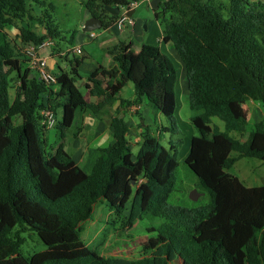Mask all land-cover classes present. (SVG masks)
Instances as JSON below:
<instances>
[{
  "label": "trees",
  "instance_id": "16d2710c",
  "mask_svg": "<svg viewBox=\"0 0 264 264\" xmlns=\"http://www.w3.org/2000/svg\"><path fill=\"white\" fill-rule=\"evenodd\" d=\"M131 1L137 0L82 4L107 29L116 15L104 5ZM30 3L45 5L44 0H0V264H264V184L246 186L228 171L243 157L264 162V120L255 122L244 140L237 136L246 132L247 101L260 103L264 111V2L160 0V10L154 11L161 41L183 65L190 122L197 131L184 163L209 202L195 207L169 202L178 167L174 142L168 139L169 145H163L162 129L154 135L137 114L141 132L133 156L122 114L144 99L166 118V129L180 133L171 60L156 45L143 43L134 52L119 43L110 52L116 66L98 65L83 82L95 99L88 101L76 83L85 56L69 60L70 70L58 66L53 83L31 76L21 46H38L58 31L46 10L34 19ZM26 15V28L14 26L12 41L6 26L13 24L12 16ZM10 80L17 84L12 99ZM128 82L135 97L119 100L108 122L111 140L98 149L86 173L66 151L64 129L77 111L105 114ZM42 108L55 115L61 111L54 126L57 141L48 143L47 129L39 123ZM99 201L114 223L131 228L146 218L156 222L135 257L103 256L80 238V223ZM26 231L46 248L24 256L20 247Z\"/></svg>",
  "mask_w": 264,
  "mask_h": 264
},
{
  "label": "rangeland",
  "instance_id": "374dc122",
  "mask_svg": "<svg viewBox=\"0 0 264 264\" xmlns=\"http://www.w3.org/2000/svg\"><path fill=\"white\" fill-rule=\"evenodd\" d=\"M250 1L264 2V0ZM44 2L45 5L37 6L34 3H30V14L34 16V19H41V17L37 16L44 14L46 10L47 13L51 15L52 24L58 31V35L52 39L49 38L51 41L50 44L41 46L38 49L39 54L46 58L47 71L53 74L58 71V65L66 70H70L71 64L69 60L73 61L74 57L82 58V56L85 55L78 69L81 78L76 79L77 85L83 91L84 77H87L97 64L107 66L108 54L113 51L120 41H125L127 43L131 41L133 43H146L159 46V48L162 49V53L171 60L175 68L176 76V109L174 112V120L180 129V133L173 134L170 130L166 129L168 123L166 118L161 114H158L156 117L150 114L151 122H149V124L143 123L148 125L149 131L154 135H159V133L157 134V129H162V134H160L162 137L161 143L167 146L169 145L168 139H171L178 150L176 184L174 191L170 195L169 202L174 205L186 207L207 204L209 202L207 191L199 185L196 176L184 163V159L189 152L191 137L197 135V131L190 122L191 110L189 109L187 100V87L183 65L174 53L173 48L170 45L167 47L168 44L165 46L158 40L160 37V26L159 21L155 18L154 11L157 12L160 8L153 10L149 5L150 1L137 0V5L132 15L135 22L132 29L125 27L122 31H118L115 26H112V29L110 28L109 30L104 27H99L92 30L96 37L90 39L88 35L89 32H84L82 30L83 24L90 17L88 11L82 4L83 0H44ZM48 3H52L54 8H50ZM28 16L29 15H26L24 18L12 16L11 19L13 24L7 25L5 28L12 41L16 39L17 30L15 27L26 28L29 22ZM159 17H161V15ZM39 31L43 33V29ZM74 46H81L82 54L77 56L69 52L67 57H64V52ZM57 49H62L64 51L61 53V57L55 54L51 55V53L55 52ZM33 74L37 77V73ZM12 77H14V74L10 75V79H12ZM10 85L12 88H9V94L12 99L17 84H14V81L10 80ZM84 93L85 96L89 98L85 91ZM119 95L124 99H134L133 84L128 82ZM141 106V110L143 111H145L144 107L148 106L144 99L141 101ZM244 108L246 111L247 125L246 132L243 135H237L241 140L246 138L247 132L252 129L255 122L264 120V111L260 103L249 100L244 104ZM79 117L80 113L77 111L72 125L64 129L65 149L70 154H72L74 150V146L71 145V142L81 126ZM123 117L125 120L131 122V132L128 134V140L130 142L132 155L134 156L138 150V144L134 142V127L131 119L139 124V116L136 114L132 116L130 114H124ZM90 118L91 117L88 115V117L85 118L86 122L89 123ZM60 119L61 111L58 109L56 113V122ZM15 122L18 123L19 121L15 119ZM84 129L86 130L88 127L86 126ZM57 131L55 127H53V131H46L48 143L57 141L56 135L51 136L54 132L56 134ZM85 135L87 138V134ZM81 143H83V146H86L84 140ZM90 163L89 161L83 169L88 171V165H90ZM228 171L237 176L246 186L264 184V162L258 158H240L228 169ZM192 191L196 194L195 200L189 197ZM127 213L128 211H125V214ZM155 223L156 222L151 218H146L141 222H137L131 228L125 227L121 223H114L112 221L111 211L103 201H99L94 205L91 217L80 223V238L86 245L92 249H97L103 256L132 258L137 255L140 244L145 242L147 237L152 233V225ZM22 235L25 240L20 247V251L24 256H29L32 253L42 251L46 248L34 232L26 231ZM171 264L181 263L174 261Z\"/></svg>",
  "mask_w": 264,
  "mask_h": 264
},
{
  "label": "crops",
  "instance_id": "0c3cea01",
  "mask_svg": "<svg viewBox=\"0 0 264 264\" xmlns=\"http://www.w3.org/2000/svg\"><path fill=\"white\" fill-rule=\"evenodd\" d=\"M134 11H135V8H132L129 12L131 13V15H133ZM134 25H135V22L133 23V25L131 27H129V26H127V27H128V29H132V27H134ZM112 26L113 25L109 26L107 28V30H109ZM159 26H160V37L158 40H159V42L163 43L161 41L162 27H161L160 23H159ZM121 42L125 43V46L128 50L130 49L134 52H137L139 50L140 46L142 45V43H133L131 41L129 43H127L125 41H120L119 43H121ZM163 44L165 46L167 45L165 43H163ZM168 46H169V44L167 45V47ZM160 50H162V49L160 48ZM63 52L64 51L62 49H57L55 52H52L51 55L55 54V55L61 57V53H63ZM39 55L42 56L41 54H39ZM83 56H85V55H83ZM108 56H109L107 59L108 65L104 66V67H106V68L115 67L116 63L112 60L111 53H109ZM98 65H101V64H97L93 68V70ZM46 67H47V65H46ZM33 75L34 74H31V76H33ZM85 78L86 77H84V79H83L84 82H86ZM85 98L88 101L89 100L90 101L95 100L93 98H88L86 96H85ZM120 99L124 100V98H122L119 95L118 101H116L115 104L111 108L107 109V112L105 114L101 115L100 117H95L86 111H78L80 113L79 121H80L81 126L79 127L78 131L74 135L73 140L71 142V145L74 146V150H73L71 156L73 157V159L77 163V165H79L82 168V170L86 173H89L91 171V168H92L94 161H95L97 154H98V149L100 147L106 146L109 143V141L111 140V133L109 130V123L108 122H109L110 117L115 113V110L119 104ZM141 109H142L141 103H133L132 105L127 107V109L124 112H122V114H123V116H124V114H130L131 116L134 114H136V115L138 114L143 119V122L145 124H149V122H151L150 114H153L152 116H155V117L158 116V114H160L149 106L144 107L145 111H143ZM132 110H135V111H132ZM88 115L91 117L89 120V123L86 122V119H85L86 117H88ZM124 120H125V118H124ZM131 121H132V125L134 127V142L136 144H138V142L140 141L141 130L138 127V123L135 120L131 119ZM212 121L214 124L218 125L222 129V123L219 120L213 119ZM125 122L129 128L128 129V134H129L131 132V129H130L131 128V124H130L131 122H129L127 120H125ZM86 126L88 127V129L85 130L84 128ZM47 131H53V128H50ZM85 134H87V138H86ZM53 135L54 136L56 135L55 132L51 136H53ZM127 137H128V135H127ZM81 140L85 141L84 144H86V146H83V143H81L82 142ZM89 161L91 162L90 165H88L89 170L86 171L83 168H84V166H86L88 164Z\"/></svg>",
  "mask_w": 264,
  "mask_h": 264
},
{
  "label": "built area",
  "instance_id": "2783aa9c",
  "mask_svg": "<svg viewBox=\"0 0 264 264\" xmlns=\"http://www.w3.org/2000/svg\"><path fill=\"white\" fill-rule=\"evenodd\" d=\"M150 1V0H148ZM137 5V1H131L128 4L120 5L119 13L114 18L112 25L117 28L118 31H122L125 27H131L134 23L132 15H128V12L135 8ZM89 38L93 39L96 35L93 31H89ZM50 39L44 40L41 45L36 46L32 43L24 44L21 46L20 51L25 56L26 65L33 73H37V78L46 82V83H53L55 82V76L53 73L47 71L46 68V58L39 55L38 49L41 46L49 45ZM71 52L73 55H81L82 49L81 46H74L73 48L66 50L64 55H68ZM40 119L39 123L45 128L50 129L55 126L56 123V115L54 112L49 108H42L39 111Z\"/></svg>",
  "mask_w": 264,
  "mask_h": 264
},
{
  "label": "water",
  "instance_id": "95a60500",
  "mask_svg": "<svg viewBox=\"0 0 264 264\" xmlns=\"http://www.w3.org/2000/svg\"><path fill=\"white\" fill-rule=\"evenodd\" d=\"M160 0H150L149 2V5L150 7L154 10V9H157L158 8V4H159ZM104 9L110 14V15H117L119 13V7L118 6H108V5H104ZM128 15H131V13L129 12ZM99 27H102V22L93 17V16H90L86 21L85 23L83 24L82 26V30L84 32H89V31H92L96 28H99ZM189 197L192 199V200H195L196 199V194L194 191H192L190 194H189Z\"/></svg>",
  "mask_w": 264,
  "mask_h": 264
}]
</instances>
